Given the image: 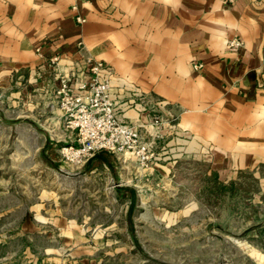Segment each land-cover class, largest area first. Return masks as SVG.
<instances>
[{"label":"rangeland","instance_id":"374dc122","mask_svg":"<svg viewBox=\"0 0 264 264\" xmlns=\"http://www.w3.org/2000/svg\"><path fill=\"white\" fill-rule=\"evenodd\" d=\"M52 91L31 113L0 91V264H264V164L219 161L166 105L146 109L164 119L142 129L148 160L75 154L89 136L65 129ZM134 92L118 116L141 123L125 116Z\"/></svg>","mask_w":264,"mask_h":264},{"label":"crops","instance_id":"0c3cea01","mask_svg":"<svg viewBox=\"0 0 264 264\" xmlns=\"http://www.w3.org/2000/svg\"><path fill=\"white\" fill-rule=\"evenodd\" d=\"M233 39L241 44L229 47ZM37 47L61 70H80L87 56L109 64L120 96H140L127 118L158 100L219 161L264 164V0H0V91L28 113L58 85ZM38 131L45 152L52 138L28 127Z\"/></svg>","mask_w":264,"mask_h":264},{"label":"built area","instance_id":"2783aa9c","mask_svg":"<svg viewBox=\"0 0 264 264\" xmlns=\"http://www.w3.org/2000/svg\"><path fill=\"white\" fill-rule=\"evenodd\" d=\"M229 3L235 0H227ZM75 21L82 24L86 21L78 14L75 4L71 6ZM241 44L238 39L229 42V47ZM80 49L83 43L79 42ZM37 55L54 70L58 85L56 86V97L58 98L63 124L66 130L86 134L89 139L82 141V148L76 149L75 154L80 152L95 153L100 149L112 151H135L137 159L141 162L148 160L151 156L150 147L154 146V140H145V132L163 124L164 119L156 108L145 112L144 121L141 123H128L118 116L119 102L122 97L115 90L114 72L112 67L97 59L85 57L80 70L60 69L59 56L45 58L40 47L35 48ZM202 63L192 62L193 70H199ZM37 74H41L39 70ZM134 96H138L136 92ZM158 103V104H157ZM122 105V104H121ZM124 105L132 108L137 105L135 98L128 99ZM153 107L162 108L157 100ZM147 119V120H146ZM85 141L87 143L85 144ZM71 150L73 149L70 147Z\"/></svg>","mask_w":264,"mask_h":264}]
</instances>
